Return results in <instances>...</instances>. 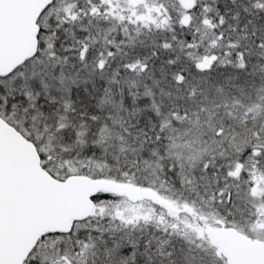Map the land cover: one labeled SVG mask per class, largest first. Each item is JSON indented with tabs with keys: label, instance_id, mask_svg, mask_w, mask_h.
<instances>
[{
	"label": "snow or ice",
	"instance_id": "1",
	"mask_svg": "<svg viewBox=\"0 0 264 264\" xmlns=\"http://www.w3.org/2000/svg\"><path fill=\"white\" fill-rule=\"evenodd\" d=\"M0 264H264V0H0Z\"/></svg>",
	"mask_w": 264,
	"mask_h": 264
}]
</instances>
